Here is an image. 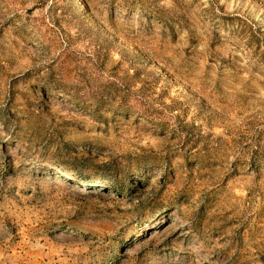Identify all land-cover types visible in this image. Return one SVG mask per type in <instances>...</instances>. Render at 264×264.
I'll use <instances>...</instances> for the list:
<instances>
[{"label": "rangeland", "instance_id": "374dc122", "mask_svg": "<svg viewBox=\"0 0 264 264\" xmlns=\"http://www.w3.org/2000/svg\"><path fill=\"white\" fill-rule=\"evenodd\" d=\"M0 264H264V0H0Z\"/></svg>", "mask_w": 264, "mask_h": 264}]
</instances>
